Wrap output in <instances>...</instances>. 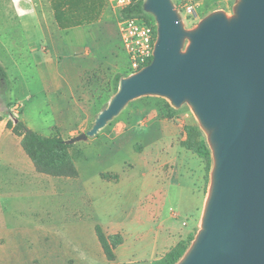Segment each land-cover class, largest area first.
<instances>
[{
	"label": "rangeland",
	"instance_id": "374dc122",
	"mask_svg": "<svg viewBox=\"0 0 264 264\" xmlns=\"http://www.w3.org/2000/svg\"><path fill=\"white\" fill-rule=\"evenodd\" d=\"M51 1L30 0L27 3L37 7L39 22L35 15L29 14L17 19L10 10V0H0L3 11L0 14V66L6 73L5 78L0 76V116L4 122L16 124L20 121L43 136L57 130L62 139L70 140L92 128L97 116L116 93L117 80L130 76L128 58L119 39L118 14L112 9L101 21L96 22V18L93 25H86L88 27L83 30L57 31L47 12L42 11V7L51 6ZM191 2L195 4V14L188 16L179 12L187 31L197 28L213 13L222 12L232 18L239 0ZM144 15L143 18L152 22L150 13ZM186 45L187 42L183 51ZM54 74L58 77L53 78ZM187 125L199 128L212 156L209 133L187 101L174 107L168 98L144 96L127 103L96 136L72 144L69 153L78 169V179L34 174L36 207L33 214L43 218L48 212L49 219L55 217V220L40 227L31 219L30 209L26 206L8 208L4 230L11 234V241L16 245L0 254V264H45L42 253L48 249L44 248L46 237L49 244L62 243L66 253L57 260L58 264H144L145 261L132 262L141 256L148 257L149 253L148 249L141 250L139 241L129 231L132 207L126 205L123 196L131 186L147 182L150 169L164 162L158 154L163 133L169 134L173 140L171 145L178 147L180 137L186 139L184 128ZM162 149L171 158L169 141L162 144ZM167 158L163 171H169ZM199 161L205 172L203 161ZM211 171L205 192L202 191V206L196 216L188 218L194 224L190 231V235H194L190 247L202 230L211 189ZM102 174L118 176V182L102 181ZM81 186L78 208L74 199ZM172 207L166 204L164 216L176 219ZM61 214L66 221H75L65 225ZM95 225L105 231L127 233V241L118 248L117 259L115 257L113 262L106 260L100 248ZM158 225V222L154 223V228ZM74 231L80 234V246L79 237L73 238ZM116 234L124 242L122 233ZM79 248L80 254H74ZM33 250L39 253L34 256V263L31 261Z\"/></svg>",
	"mask_w": 264,
	"mask_h": 264
},
{
	"label": "water",
	"instance_id": "95a60500",
	"mask_svg": "<svg viewBox=\"0 0 264 264\" xmlns=\"http://www.w3.org/2000/svg\"><path fill=\"white\" fill-rule=\"evenodd\" d=\"M143 8L157 23L151 63L120 79L92 128L67 144L96 136L137 98L187 101L213 168L202 230L177 264H264V0H239L232 18L213 13L191 31L171 0Z\"/></svg>",
	"mask_w": 264,
	"mask_h": 264
},
{
	"label": "crops",
	"instance_id": "0c3cea01",
	"mask_svg": "<svg viewBox=\"0 0 264 264\" xmlns=\"http://www.w3.org/2000/svg\"><path fill=\"white\" fill-rule=\"evenodd\" d=\"M52 1L55 5L59 3L58 0ZM86 1L93 2L92 14H97L98 19L96 22L101 21L102 18L105 17L106 12L111 10L107 0ZM171 1L175 7V10L179 14V12H181V3L176 0ZM29 2L30 0H10V10L13 11L15 16H17V19H19L20 16H23V14L35 15L37 19V7L35 5L31 6L30 4H27ZM75 4L76 2L74 0L72 2L73 10L71 11L74 14H76L74 11ZM65 10L66 6L61 8V11L64 12ZM42 11L47 12L49 18L55 24L57 31H68L73 29L83 30L88 27L86 25H93L91 21L90 24L85 23V25L83 24L81 26L60 28L55 21L54 12L50 4L49 6L42 7ZM2 12V9H0V14H2ZM38 20L40 22L39 18L37 21ZM39 29L42 30V28ZM56 77H58V75L54 74L53 78ZM6 123L7 122H4L3 120L0 121V254L6 252L12 246L16 245L15 242L11 241V234L4 230V225L7 221L6 211L8 208L26 206L30 209L31 219L38 223L40 227L49 221L52 222L55 220V217L52 220L49 219L47 215L48 212H45V215L42 216L43 218H36L34 216L33 213L35 211L36 204L35 186L33 180L36 171L31 161L22 150L18 138L14 136L9 129H7ZM171 138L172 137L169 134L163 133L162 138L159 141L160 143L163 140L158 146L160 148L158 154L161 156V159L164 162L160 165H157V168L150 169L147 182L136 186H131L126 190L123 196V200L126 202V205L132 207V209H130L132 223L129 231L133 238L139 241L138 243L141 245H139L141 250L148 249L147 251L149 253L148 257L141 256L139 259L132 260V262L145 261L144 264H151L154 260L161 258L178 242L184 241L190 235V231L192 229L191 227L194 225L191 224L192 220L188 221V218L191 216H196L198 209L202 206V191L205 192L204 189L207 187L204 179L205 172L201 167L202 163L195 155L183 150L180 147V143L184 140V136L180 137L178 140V147H175L176 145H171V142H173ZM166 140L169 141V154L171 158H169L167 155L166 150L162 149V144L167 142ZM166 157H168L167 159L170 161L169 171H163V168L166 165ZM36 174L40 176L42 175L38 173ZM78 178L79 172L78 177L71 180H76ZM100 179L110 183L118 182L119 177L115 181L108 179L105 180L102 178ZM81 188L82 186L77 192H75L74 203L77 201L78 208L80 207V199L82 196ZM166 204H168L169 207L173 206L172 208H174L177 214L176 219H172L169 215L164 216V208ZM50 205L51 204L47 206L48 209L50 208ZM41 219H44V221L42 222ZM61 221L65 225L69 226L70 223L74 222L75 220L66 221L65 216L61 214ZM157 222L159 225L154 228V223ZM102 231L106 236L114 235L119 232L122 233L124 242L114 250V255L117 259V250L119 247L125 245L127 241V233L123 230L119 232H109L105 230ZM77 237H79L78 245L80 246V234H76L74 231V240ZM44 240L46 242V244H44V248L48 249L45 251V253H42L43 256H45L43 258L41 257L42 260L46 262L45 264H58L57 260L59 261L60 256L66 253L61 247L62 243L56 242L55 244H49L48 237H46ZM80 250L81 248L78 249V252L74 250V254H80ZM31 255V261L34 263V256L39 255V253L36 250H33ZM146 258L148 260H146ZM130 262L131 261H128L127 263Z\"/></svg>",
	"mask_w": 264,
	"mask_h": 264
},
{
	"label": "trees",
	"instance_id": "16d2710c",
	"mask_svg": "<svg viewBox=\"0 0 264 264\" xmlns=\"http://www.w3.org/2000/svg\"><path fill=\"white\" fill-rule=\"evenodd\" d=\"M58 1L60 4L58 3L57 5L51 1V7L54 12L55 21L60 28L80 26L85 22L89 23L97 18V14H92L93 2L75 0L74 11L76 14H74L71 12L74 0ZM64 6H66V10L63 12L61 8ZM144 14L143 2L134 4L120 12V16L123 18L143 17L145 16ZM0 76L6 77V73L1 66ZM118 82L119 79L117 80L115 92L118 89ZM0 121H2L1 116ZM6 127L14 136L20 138V146L31 161L36 173L54 178L75 179L78 177V170L69 153L72 144H67L68 140L62 139L57 130L49 136H43L28 129L20 121L16 124L7 121ZM184 131L186 139L180 143V146L203 161L205 169L204 179L207 182L212 168V156L208 144L198 127L187 125ZM101 178L115 181L118 179V176L102 174ZM95 235L106 260L113 262L115 260L114 250L123 243L122 237L119 234L106 236L98 225L95 226ZM193 238L194 235H189L184 241L178 242L161 258L154 260L151 264H177L190 247Z\"/></svg>",
	"mask_w": 264,
	"mask_h": 264
},
{
	"label": "built area",
	"instance_id": "2783aa9c",
	"mask_svg": "<svg viewBox=\"0 0 264 264\" xmlns=\"http://www.w3.org/2000/svg\"><path fill=\"white\" fill-rule=\"evenodd\" d=\"M111 9L118 14V32L121 46L128 58V73L133 75L151 63L157 39V23L143 17L120 16V12L145 0H107ZM181 3V11L186 15L195 14V4L191 0H176ZM145 12V11H144Z\"/></svg>",
	"mask_w": 264,
	"mask_h": 264
}]
</instances>
